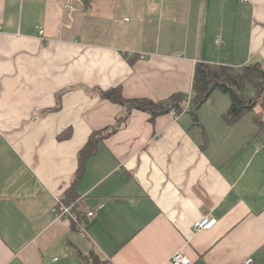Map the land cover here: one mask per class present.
<instances>
[{"label": "crops", "instance_id": "1", "mask_svg": "<svg viewBox=\"0 0 264 264\" xmlns=\"http://www.w3.org/2000/svg\"><path fill=\"white\" fill-rule=\"evenodd\" d=\"M198 63L264 64V0H0V264H264V100L230 124L217 90L195 117ZM119 87L188 112L118 126ZM56 197L95 212L87 233Z\"/></svg>", "mask_w": 264, "mask_h": 264}, {"label": "trees", "instance_id": "2", "mask_svg": "<svg viewBox=\"0 0 264 264\" xmlns=\"http://www.w3.org/2000/svg\"><path fill=\"white\" fill-rule=\"evenodd\" d=\"M253 87L256 91L254 97L245 94L247 87ZM221 91L231 99V107L225 119L228 123L236 122L243 115L251 112L258 103L264 100V64L255 63L241 69L228 66H212L205 63H198L194 73L191 109L192 114L197 117V111L211 98L215 91ZM102 98L125 108V114L118 119V126L129 122L134 111L148 113L155 121L157 117L166 115L175 110L182 114L188 105L189 96L183 93H176L168 100L154 102L148 99H125L122 89L116 88L101 94ZM188 110L186 111V113ZM117 126V127H118ZM116 127V128H117ZM116 128H108L91 138L88 148L84 151L82 159H86L95 152L97 141L107 138L116 131ZM97 142V143H96ZM83 173V164L79 175ZM66 203L75 202L76 198H65ZM94 264H108L101 261L96 255H92Z\"/></svg>", "mask_w": 264, "mask_h": 264}, {"label": "built area", "instance_id": "3", "mask_svg": "<svg viewBox=\"0 0 264 264\" xmlns=\"http://www.w3.org/2000/svg\"><path fill=\"white\" fill-rule=\"evenodd\" d=\"M250 0H241L242 3H247ZM67 8H71L70 5ZM44 29L40 30L41 36L44 35ZM128 58H134L136 55L134 53L126 54ZM142 58L144 56L140 54ZM187 108L182 113H186ZM175 119H178L180 115L177 114L175 110H171L169 113ZM54 216L57 219H68L71 220L80 230L87 233L86 226L84 224V220H90L95 216V212L93 210H85L81 205L80 201H75L71 203H66L61 197H56V203L52 210ZM217 218H212L211 216H204L201 219L197 220L193 225L194 232L208 231L212 230L217 224ZM172 264H191L189 258L183 256L181 253H177L172 258ZM244 264H254L252 259H248Z\"/></svg>", "mask_w": 264, "mask_h": 264}, {"label": "rangeland", "instance_id": "4", "mask_svg": "<svg viewBox=\"0 0 264 264\" xmlns=\"http://www.w3.org/2000/svg\"><path fill=\"white\" fill-rule=\"evenodd\" d=\"M247 92L249 93L250 96L254 95V90L250 87L247 89ZM251 116L253 117H262L263 116V106L258 105V107L251 113Z\"/></svg>", "mask_w": 264, "mask_h": 264}]
</instances>
